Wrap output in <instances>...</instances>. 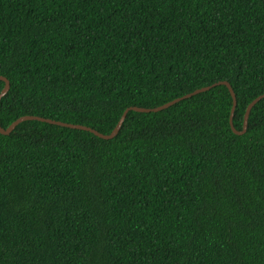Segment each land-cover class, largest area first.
Masks as SVG:
<instances>
[{"label":"trees","instance_id":"obj_1","mask_svg":"<svg viewBox=\"0 0 264 264\" xmlns=\"http://www.w3.org/2000/svg\"><path fill=\"white\" fill-rule=\"evenodd\" d=\"M0 264H264V0H0ZM215 84V85H214ZM5 81L0 79V92Z\"/></svg>","mask_w":264,"mask_h":264},{"label":"water","instance_id":"obj_2","mask_svg":"<svg viewBox=\"0 0 264 264\" xmlns=\"http://www.w3.org/2000/svg\"><path fill=\"white\" fill-rule=\"evenodd\" d=\"M0 79L5 81V86L2 89V91L0 92V100H1L2 96L5 95L10 89V81H9V79L7 77H5L3 75H0ZM218 83L226 84L229 87V89H230V91L232 93L233 99H234V104H233V107H232V114H231V125H232L233 130L236 133H238V134L245 133V131L247 130V126H248V120H249L251 109L264 96V94H262V95L258 96L257 98H255L249 104V106L247 108V111H246V114H245L244 128L242 130H238L237 128H235V126L233 124V119H232L233 115H234V111H235L236 105H237L236 93L234 92L232 85L228 81H220ZM210 87L211 86H205V87L198 88V89L194 90L193 92H190V93L185 94L183 96L177 97V98H175V99H173V100H171L169 102H166V103H164L162 105H159V106H156V107H152V108L132 106V107L128 108L124 112V114L122 115V117L120 118V120L117 123L116 127L112 130V132L107 133V134L102 133V132H100V131L92 128V127L86 126V125L73 124V123H68V122H63V121H57V120H54V119H51V118H46V117L37 116V115H24V116H21V117L17 118L14 122H12L10 124V126H8L7 128L2 127L1 121H0V132L3 133V134H9L21 122H23L25 120H30V119H38V120L47 121V122H50V123H56V124H60V125H64V126H68V127H72V128H80V129L89 130V131H92L93 133H95L96 135H98V136H100L102 138L111 139V138L115 137L118 134V132L120 131V129L122 127V124H123V122L125 120L126 114H127L129 109H133V110H137V111H146V112L160 111L162 109H165V108L173 105L174 103H176V102H178V101H180V100H182L184 98H188V97H190V96H192L194 94L206 91Z\"/></svg>","mask_w":264,"mask_h":264}]
</instances>
